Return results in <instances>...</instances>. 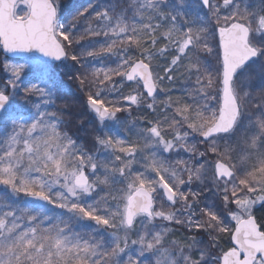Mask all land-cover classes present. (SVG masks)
<instances>
[{
	"label": "snow or ice",
	"instance_id": "snow-or-ice-1",
	"mask_svg": "<svg viewBox=\"0 0 264 264\" xmlns=\"http://www.w3.org/2000/svg\"><path fill=\"white\" fill-rule=\"evenodd\" d=\"M0 264H264V0H0Z\"/></svg>",
	"mask_w": 264,
	"mask_h": 264
}]
</instances>
